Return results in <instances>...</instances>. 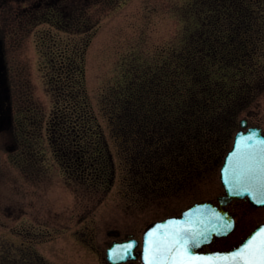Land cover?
<instances>
[{
	"label": "rangeland",
	"instance_id": "rangeland-1",
	"mask_svg": "<svg viewBox=\"0 0 264 264\" xmlns=\"http://www.w3.org/2000/svg\"><path fill=\"white\" fill-rule=\"evenodd\" d=\"M49 1L0 0V264H108L115 232L140 239L221 193L219 167L184 194L152 191L264 92V0ZM67 145L81 156L65 161ZM241 213L223 246L264 216Z\"/></svg>",
	"mask_w": 264,
	"mask_h": 264
},
{
	"label": "snow or ice",
	"instance_id": "snow-or-ice-1",
	"mask_svg": "<svg viewBox=\"0 0 264 264\" xmlns=\"http://www.w3.org/2000/svg\"><path fill=\"white\" fill-rule=\"evenodd\" d=\"M225 183L231 194L264 203V137L241 139L236 145ZM227 227L230 229L231 225ZM221 234L226 235L227 231ZM200 237H204L203 241ZM145 238L146 264H264V227L253 232L232 252L210 256L195 253L208 237L190 222H166L147 232ZM133 243L124 249L127 255L131 254Z\"/></svg>",
	"mask_w": 264,
	"mask_h": 264
},
{
	"label": "flooded vegetation",
	"instance_id": "flooded-vegetation-1",
	"mask_svg": "<svg viewBox=\"0 0 264 264\" xmlns=\"http://www.w3.org/2000/svg\"><path fill=\"white\" fill-rule=\"evenodd\" d=\"M4 1L6 2V0H2L3 3ZM50 1L52 2V0ZM50 1H49V4H51ZM53 2H54L53 4H57V5L60 3L58 0H54ZM43 4L45 3H42V5ZM46 4H48V2ZM7 74H8V71H7V65H6V60L4 56V46H3L2 40L0 39V90L1 91L3 90L2 95H0V107L2 108L3 106L7 108V116L0 114V122H2L3 120L7 121L5 125L0 124L1 125L0 130L10 128L9 124L11 120V117H10L11 98H10L9 78ZM249 128L260 129L262 135L264 136V92H262L261 88H259L257 95L254 96V98L250 100L247 103V105H244L243 107L239 109L237 116L235 117V120H233L231 124H226V126L224 127L221 133L222 137L215 139V142H214V145L216 147L215 151L207 154V157H208L207 159H210V158L212 159L211 164L214 165V171L215 170L217 171V167L219 166L220 162H222L225 153L232 146L235 135L239 131L245 132ZM241 201L244 204H248L252 208L251 209L252 211H264V207L256 208L254 206H251L248 200L246 199H243ZM229 206L230 205L226 207L228 208ZM238 207L241 209V211H243L242 206H238ZM263 219H264V216L261 217V219L257 223H260V221H262ZM114 234L116 235L115 237L118 240H113V241H123V240L128 239L129 236L131 235V234H126L124 236H120L121 234L119 232H115ZM120 264H141V260H140V257H137L136 259H131V260H128Z\"/></svg>",
	"mask_w": 264,
	"mask_h": 264
},
{
	"label": "water",
	"instance_id": "water-1",
	"mask_svg": "<svg viewBox=\"0 0 264 264\" xmlns=\"http://www.w3.org/2000/svg\"><path fill=\"white\" fill-rule=\"evenodd\" d=\"M250 136L251 137H256L257 139L262 137L258 131H250L246 135L237 136L235 144H234V148L228 154V156L226 158L225 165L222 168V182H223V185H224V187L226 189L227 195L225 197L221 198L222 204H225L226 202H229V201H231L232 199H235V198L248 197V196H236V195L231 194V189L226 185L225 181H226V179L228 177V169L230 168L231 160L233 159V154H234L236 145L241 143V139L242 138L244 140H247L248 137H250ZM250 201L254 205H257V206L264 205V203L259 202V200L254 201V200L250 199ZM173 221L179 222V223H189L190 222L192 224V226L195 227L197 230L204 232L205 235L208 237V240H207V242L202 243L201 247L204 244L209 243L214 236L222 237V236L228 235L229 233H231L233 231V229L235 227V220L227 212H225V211L213 206L212 204L203 203V204H197V205L193 206L192 208L188 209L187 211L183 212L181 217L169 218V219L164 220L162 222L155 223L154 225H152L151 228H149L147 230V232H149L150 230H154L155 227L158 226V225L162 226L166 222H173ZM229 224L231 225L230 229L227 227ZM261 227H264V224L259 226L257 229H259ZM225 231H227L226 235L221 234V233H224ZM200 239L203 241L204 237H200ZM126 245H129V243H127ZM134 246H135V244L132 245V247L130 249V253L131 254L128 255L127 258L134 257V256H132V253H133L132 249H133ZM114 247L115 246H113L112 249L109 250V254L111 252H113V249L116 250V251H118V250L122 251V249H121L122 247L121 246H116L115 248ZM201 247H199V248H201ZM145 248H146V238L144 236V253H143L144 264H146ZM199 248L195 249V253L197 255H201V256H210V255H215V254H224V253H230V252L233 251V250H231V251H227V252L218 251V252H212V253H199L198 252ZM114 256H115V254H114ZM114 256H112V257L109 256V258L112 260V258ZM123 260L124 259L118 258L116 260L114 259L113 261L116 263L118 261H123Z\"/></svg>",
	"mask_w": 264,
	"mask_h": 264
},
{
	"label": "trees",
	"instance_id": "trees-1",
	"mask_svg": "<svg viewBox=\"0 0 264 264\" xmlns=\"http://www.w3.org/2000/svg\"><path fill=\"white\" fill-rule=\"evenodd\" d=\"M228 122H229V120H228ZM68 152H70L74 156L75 159H77L78 155L81 156V154H79L77 149H74L71 145L70 146L67 145V149L64 147L61 150V153L64 154L65 161H70V160H66V158H65V153H68ZM207 158H204L202 164L201 165L198 164L196 169H193L192 173L187 174L186 176H179V177L176 176L175 178H170L171 180H168L166 182L165 186L162 185V188L160 186L159 189L152 191V193L170 194V195L171 194L177 195L175 193L184 194L187 192L186 190L192 189V187H194L196 182L198 183V182L204 181V179H203L204 177H205L206 181H207V179L213 178L214 165L211 164L212 159L211 158L207 159ZM83 160L85 161V159H83ZM69 165H70V162H69ZM192 174L194 176H191ZM191 177H192V179H191ZM91 178L92 177L86 176L83 178V180L84 181H91L92 179H98L99 180V175H95L94 178H92V179ZM154 187L155 186L152 185V189H155ZM156 187L158 188V186H156Z\"/></svg>",
	"mask_w": 264,
	"mask_h": 264
}]
</instances>
